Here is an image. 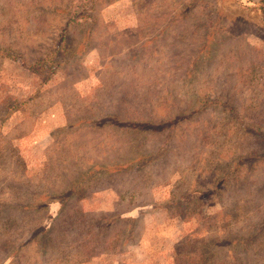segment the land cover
Instances as JSON below:
<instances>
[{
    "label": "rangeland",
    "instance_id": "rangeland-1",
    "mask_svg": "<svg viewBox=\"0 0 264 264\" xmlns=\"http://www.w3.org/2000/svg\"><path fill=\"white\" fill-rule=\"evenodd\" d=\"M260 5L0 0V264H264Z\"/></svg>",
    "mask_w": 264,
    "mask_h": 264
},
{
    "label": "trees",
    "instance_id": "trees-1",
    "mask_svg": "<svg viewBox=\"0 0 264 264\" xmlns=\"http://www.w3.org/2000/svg\"><path fill=\"white\" fill-rule=\"evenodd\" d=\"M261 1V5H260V8H261V13H262V15L264 16V0H260ZM109 117H111L112 119H114V117H112V116H109ZM115 120V119H114ZM116 123H118L117 121H116ZM137 125L138 124H136V123H132V126L133 127H137ZM146 125V124H145ZM147 128V127H146ZM130 163H133L132 161L130 162ZM130 163H125V164H123V165H118V164H116V165H112V166H110L109 168H107L106 170L109 172H117V171H119L120 169L121 170H128V169H130V167H127L128 165L127 164H130ZM141 166V165H140ZM134 167H139V166H134ZM73 188H69V189H67L65 192L66 193H69V194H72L73 193ZM45 233H46V231L44 230L43 231V234H42V236H43V239H46V236H45ZM29 239H30V237L27 239V240H24L23 242H21L22 244H20V245H18V248H21L22 246H24V245H26V244H28V241H29ZM37 243V242H36ZM45 247V242H43L42 243V241H41V244H40V248H41V251L42 252H44V248Z\"/></svg>",
    "mask_w": 264,
    "mask_h": 264
}]
</instances>
